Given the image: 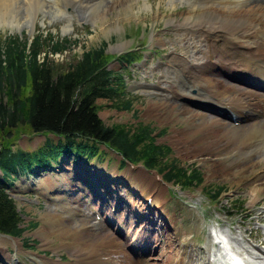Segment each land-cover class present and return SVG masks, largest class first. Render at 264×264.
Masks as SVG:
<instances>
[{"label": "rangeland", "instance_id": "rangeland-1", "mask_svg": "<svg viewBox=\"0 0 264 264\" xmlns=\"http://www.w3.org/2000/svg\"><path fill=\"white\" fill-rule=\"evenodd\" d=\"M27 1L20 0L24 4H19L18 16L15 20L11 19L0 6V36L18 35L22 39L31 40L37 34L44 36L51 34L54 39L75 40L67 50L50 55V60L57 70L66 69L68 64L78 59L83 51L97 48L104 43L105 54L108 57L107 67L123 74L126 88L125 95L116 101L118 102L116 104L106 99L96 100L99 106V117L106 125L132 124L136 126L143 123L150 126L154 130L152 140L157 144L171 147V162L176 161L175 163H180L183 168L195 167L202 174L203 181L199 185H191L187 188H183L178 183L164 182L167 185L163 193V200L156 207L162 217L160 219L157 216V211L154 212L155 216L153 214L151 216L147 209L145 211L144 208L149 205H147L146 199L149 198L142 197L139 190H136L139 197L133 195L132 187L125 182L126 178L133 177L132 173L134 174L138 164L132 167L128 164L123 166L117 154L109 149H104L105 153L101 155L100 159L94 157L87 161L85 158L77 161L71 154L69 157L62 156L60 161L51 167L45 166L36 169L34 166V173L17 176L8 190L20 212L21 227L26 229L20 242L24 247L23 250L27 252H24L18 245L14 248L10 243H5V238L0 236V264H10L4 254L11 255L13 260H16L11 264H49L40 261L38 256L71 261L70 251L63 247L64 240L52 237L49 245H43L38 234L42 229L48 227L45 214L49 205H52L49 197H53L52 192L59 191L57 187L53 188V185L50 184L54 179H60V176L67 174L71 176L72 182L71 191H67L68 197L72 195V190L76 191L79 187H84L83 182L95 185L99 193L105 194L102 189L104 188L102 181L99 182L98 179H104V175H108V173L113 174V180L116 178L115 181L119 182L117 185L112 183L108 187L110 193L121 200L118 205L124 207L129 202L130 207L137 211V215H133L131 210L120 209L118 206L115 207V203L108 202L102 208L103 219L106 220L104 225L109 230H114L124 244L128 247L131 246L130 249L136 264L139 263L137 258L147 259L149 263H146L148 264H166L163 253L165 256L167 252L165 250L169 248L171 240L176 241L179 247L182 245L181 253L185 252V244L188 250L191 249V246L196 249L200 253L197 264H209V260L215 261L219 253L218 245L213 237L214 231L227 233V242L232 246V250L245 258L248 264H263L261 259L254 258L256 253L254 249L250 248L247 252L243 250L242 246L249 244L251 236H254L258 239L256 241L259 242L260 247L264 249V193L260 194L258 201L252 204L250 203L251 196L248 185L259 173L261 174L264 162L256 163L249 170H244L243 173H239L238 177H235L228 173L231 171L234 173L236 167L240 165V161L233 165L226 161L216 166L207 157L205 160L202 155L187 154L188 145H193L195 148L207 147L210 151L214 143H218L219 146L233 142L232 136L214 138L209 134L212 126L204 124L203 117L194 116L190 110L184 109V107H188L192 111H206L205 113L215 115L211 109L201 105L196 106L187 99L188 97L190 99V96L197 98L198 90L195 86L192 87L188 80L174 79L175 71L171 72L167 66L171 52L190 51L188 44L178 41L176 34V30L179 28L177 24L183 20L180 14H184L190 9L188 4L178 3L177 9L170 11L166 8V6L169 8L166 0H138L132 1L126 8L119 6L116 10L108 12L106 20H97L96 18L85 20L83 12L78 7L68 10L66 4L64 9L67 11V15L62 16L54 9L50 10L49 7L40 8L36 14L29 15L25 8L29 4ZM47 4L53 5L51 1ZM201 9V7H196V10L191 11V14L201 11ZM116 15H120L118 20L115 19ZM168 17H176V22L169 23ZM126 52H133L138 56L135 59L137 62L128 64L116 57ZM159 84L172 85L176 90H169L168 93L162 90H160L161 93L154 92L159 89ZM172 92L175 94L173 95ZM27 93L28 89L25 90V94ZM185 93L186 96H184ZM125 100L131 101V106L121 109ZM216 116L222 117L218 114ZM222 118L233 122L227 117ZM246 121L248 122L250 119ZM235 122L234 124L237 123ZM25 128L18 127L16 132L10 136L13 138L12 143L15 149L34 151L45 145L46 136L28 133ZM23 129L27 132H23ZM175 133L183 140L181 143L175 142ZM49 139L57 140L50 135ZM251 158L255 159L256 157L251 156ZM99 172L103 176H98L97 180L92 182L91 180L99 175ZM153 173L160 178L163 174L150 170V174ZM0 175L2 176L1 172ZM22 178L24 181L21 180ZM236 178L240 179L237 181ZM105 182L108 183L107 180ZM215 185L223 186L225 191L213 202L208 198L205 190ZM112 190L114 192L119 190L122 195L115 194ZM126 194L136 201L138 207H132V202L125 198ZM151 194L153 203L155 192L153 191ZM85 197L87 198V194ZM108 205L115 208L111 210ZM89 215L93 219L94 216ZM171 216L172 218H170ZM153 222L155 223L153 224ZM31 223H35L34 227H30ZM120 224L121 227L123 225L127 227V233L119 234L121 232ZM241 233L246 238L244 244L237 240V238H242ZM24 239H28L30 248L28 245L24 246ZM145 241L149 244L146 249L142 250L141 247H146ZM137 245L139 250L135 248Z\"/></svg>", "mask_w": 264, "mask_h": 264}, {"label": "bare ground", "instance_id": "bare-ground-1", "mask_svg": "<svg viewBox=\"0 0 264 264\" xmlns=\"http://www.w3.org/2000/svg\"><path fill=\"white\" fill-rule=\"evenodd\" d=\"M50 1L53 5L47 4ZM132 1L138 0H28L29 4L24 6L29 15L36 14L40 8L49 7L50 10L54 9L63 16L67 15V11L64 9L66 4L68 10L78 7L83 12L85 20L90 18L106 20L108 12L116 10L119 6L126 8ZM166 1L169 6L166 8L170 11L177 9L178 3H187L192 9L180 14L183 20L177 24L179 28L176 30L178 41L188 44L190 51L173 52L174 54L171 52L168 58L167 66L171 72L175 71L174 79L188 80L192 87H196L202 100L205 99L215 105L222 106L239 118L243 117L242 122L235 125L216 114L205 113L206 111L196 112L184 107L185 110H190L194 116L203 117L204 124L212 126L209 134L214 138L233 137V142L228 144L218 146V143H214L210 151L207 147L195 148L193 145H188L187 154L202 155L203 159L207 157L216 166L226 161L232 165L240 161L236 171L228 173L238 177L239 173L249 170L256 163L264 162V0ZM19 4L23 5L24 2L0 0V6L14 20L18 16ZM196 7H201V11L191 14V11L196 10ZM119 18L120 15H116L115 19ZM175 19L176 17H168L167 21L175 23ZM243 73H247L248 76ZM166 75L168 76V74ZM159 86V89L154 92L161 93L160 90H162L168 93L169 90H176L172 85L159 84ZM163 88L165 89L163 90ZM186 95L185 93L184 96ZM247 119L250 121L247 122ZM176 133L174 134L175 142L181 143L183 140ZM235 156L236 158H234ZM251 156L256 158L252 159ZM132 176L125 179L132 189L139 190L140 195L149 198L151 202L153 199L151 193L154 191L153 205L157 206L156 204L161 203L167 184L162 182L159 176L155 173L150 174L140 167H136ZM59 178L61 180L54 179L50 184L53 185V188L57 187L61 191L57 192L54 189L52 192L54 203L49 205L45 214L48 227L42 229L38 234L43 245H49L52 237L64 240L63 247L70 251L71 261L38 256L40 261L49 264H136L132 250L120 240V236L114 230L105 227L103 221V223H98L94 221V218H90V208L97 209V205L94 206L93 203L88 207L86 200L88 202L89 199L85 200L84 197L87 194V198H89L91 188L96 186L83 182L85 186L79 187L76 191L72 190V195L68 197L67 191H71L68 188L72 186L71 176L65 174ZM236 179L238 181L240 178ZM22 180L24 181V179ZM248 185L251 196L250 203L253 204L258 201L260 194L264 193V165L261 174L259 173ZM118 193L120 192L118 191ZM125 198L132 202V207H138L136 201L129 198L127 194ZM108 199L113 203H115L113 200L121 202L112 193H109ZM224 234L221 231H215L213 236L225 257H231L233 251L227 245L228 234L225 232ZM241 235L242 238H237V240L244 244L246 238L243 233ZM251 238L253 240L251 239L250 243L243 245L242 248L247 252L250 248L254 249L256 251L254 258L261 259L264 264V249L256 241L257 238L254 236ZM231 239L234 240L233 237ZM4 241L10 244L12 241L17 242L8 240V238H5ZM169 244V248L165 250L167 251L166 255L164 256L163 253L166 264H197L200 253L192 246H189L191 249L188 250L185 244V252L181 253L182 245L179 247L174 240H171ZM16 245L18 244L16 243ZM4 257L7 262L13 263L11 255L4 254ZM146 262H148L147 259L143 264L149 263ZM209 264L219 263L216 260H209Z\"/></svg>", "mask_w": 264, "mask_h": 264}, {"label": "trees", "instance_id": "trees-1", "mask_svg": "<svg viewBox=\"0 0 264 264\" xmlns=\"http://www.w3.org/2000/svg\"><path fill=\"white\" fill-rule=\"evenodd\" d=\"M74 42L54 39L51 34H37L31 40L18 35L0 36V233L21 236L25 230L8 193L16 177L30 174L34 166L49 167L63 154L75 153L77 160L101 157L105 146L133 163L142 161L149 169L163 173L165 181L183 188L203 181L195 167L183 168L171 162V147L152 140L154 130L150 126L103 122L96 100L118 103L125 95V82L122 74L107 67L104 43L83 51L66 69H55L50 55L67 50ZM116 57L128 64L138 58L133 52ZM131 103L123 101L121 109L129 108ZM18 127L59 138L56 142L48 140L34 151L15 149L10 136ZM224 191L218 185L205 190L213 202Z\"/></svg>", "mask_w": 264, "mask_h": 264}, {"label": "water", "instance_id": "water-1", "mask_svg": "<svg viewBox=\"0 0 264 264\" xmlns=\"http://www.w3.org/2000/svg\"><path fill=\"white\" fill-rule=\"evenodd\" d=\"M0 236L7 237V238H10V239H14V240L19 239V237L11 236L9 234H4V233H0Z\"/></svg>", "mask_w": 264, "mask_h": 264}]
</instances>
